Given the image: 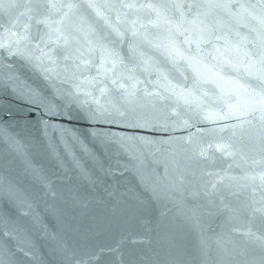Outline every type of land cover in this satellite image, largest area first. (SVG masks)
<instances>
[{
	"label": "water",
	"instance_id": "1",
	"mask_svg": "<svg viewBox=\"0 0 264 264\" xmlns=\"http://www.w3.org/2000/svg\"><path fill=\"white\" fill-rule=\"evenodd\" d=\"M0 264H264V0H0Z\"/></svg>",
	"mask_w": 264,
	"mask_h": 264
},
{
	"label": "snow or ice",
	"instance_id": "2",
	"mask_svg": "<svg viewBox=\"0 0 264 264\" xmlns=\"http://www.w3.org/2000/svg\"><path fill=\"white\" fill-rule=\"evenodd\" d=\"M53 6H55V5H53ZM92 5H89V7H91ZM129 7H131V5H129ZM101 18H103V17H101ZM40 23H43L42 21H40ZM217 151H221V152H224L225 151V148H224V146H217V149H216ZM227 155H230L231 153H226ZM201 155H205L204 153H201ZM209 175H213V174H211V173H209ZM213 188H215L216 187V184L215 183H213L212 185H211ZM257 211H261L260 209H257Z\"/></svg>",
	"mask_w": 264,
	"mask_h": 264
}]
</instances>
